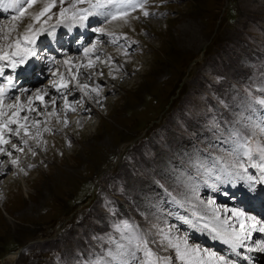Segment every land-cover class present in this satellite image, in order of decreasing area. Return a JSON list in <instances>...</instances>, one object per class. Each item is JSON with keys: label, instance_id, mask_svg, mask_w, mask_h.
<instances>
[{"label": "rangeland", "instance_id": "rangeland-1", "mask_svg": "<svg viewBox=\"0 0 264 264\" xmlns=\"http://www.w3.org/2000/svg\"><path fill=\"white\" fill-rule=\"evenodd\" d=\"M60 1L49 0L48 9ZM137 2L105 25L117 33L92 43V54L63 53L47 81L29 84L20 99L25 110L14 116L3 109L2 264H124L128 245L140 253V264L159 257L185 264L170 244H179L187 258L207 261L211 250L183 235L184 224L166 218L177 211L176 197L199 211L219 203L192 192L190 179L201 169L211 172L220 161L217 174L232 172L237 156H248L247 138L264 148V131L252 126L264 124V104H240L243 98L264 101V0ZM94 5L88 1L81 11L73 0L60 17L44 22L74 18ZM26 18L16 25L20 38ZM42 88L51 91L41 102L35 91ZM202 155L209 164L199 169ZM130 218L141 233L144 228L143 240L125 225Z\"/></svg>", "mask_w": 264, "mask_h": 264}, {"label": "bare ground", "instance_id": "bare-ground-1", "mask_svg": "<svg viewBox=\"0 0 264 264\" xmlns=\"http://www.w3.org/2000/svg\"><path fill=\"white\" fill-rule=\"evenodd\" d=\"M6 3H9V0H0V4H6ZM97 16H99L100 18L102 17V15L101 14H99V15H97ZM65 21L66 20H63V21H61V24H63V25H65V30L67 31V37L68 38H70V36L72 35V32L73 31H75V32H79L78 34L80 35V37H85V36H87L88 34H90V29H87V27H86V23L84 22V20H79V21H76V22H74V23H65ZM72 26H74V28L72 27ZM81 26H85V30H86V33H83L82 31V29H81ZM68 28V29H67ZM57 29V30H56ZM55 31H57V33L55 34ZM59 32H60V29H58V27H55V26H53V28L51 29V31H50V34H49V38L52 40V41H54L55 40V43L57 42V41H59L60 39H59V37H58V34H59ZM39 34V32L38 31H36L31 37H33V36H35V35H38ZM84 46V45H83ZM83 46H81L80 47V49H82V53L85 55V54H88L89 53V51H87L86 52V48H83ZM20 57L21 58H23V59H27V57L28 56H26V55H24V54H22V55H20ZM87 57V56H86ZM87 59H85V61H86ZM27 63H26V65H25V67H24V69H28L29 67H30V63H29V59H27ZM65 62V61H64ZM66 65H67V63H66ZM70 66V63L68 64V66L67 67H69ZM25 84H27L28 85V89H27V92H28V90L30 89V87L31 86H35L36 84H37V82H35L33 85H31V86H29V84H32L31 83V75H28L27 76V80H26V82H25ZM39 84V83H38ZM37 90V89H36ZM26 91V90H25ZM48 91H51V90H49V88H42V91H40V89H38V92H36L35 91V97H37V100H40L41 102L43 101L42 99H43V95L45 96V94H47L48 93ZM66 94V93H65ZM25 95H24V92L22 91V92H18L14 97H12V98H14L13 100L10 98L9 100H7V101H4V102H0V117H1V115H2V113H3V109H9V110H12L13 111V113H14V116H17L18 114V112H19V110H21L23 107V109L25 110L26 108H25V106H23V104L21 103V101H20V99L22 98V97H24ZM68 107V106H67ZM74 117H76V116H74ZM84 119H86V122L88 123L89 121L87 120V117L86 118H84ZM86 134V133H85ZM2 146V145H1ZM1 150V149H0ZM60 151V150H59ZM64 151V150H63ZM1 154V153H0ZM61 155V154H60ZM61 160V159H60ZM4 165V164H3ZM2 166H0V173L2 172ZM210 195H213V196H215V191H213ZM14 198V197H13ZM215 198V197H214ZM216 199V198H215ZM217 200V199H216ZM229 202V200H227V203ZM192 213H195V212H192ZM216 214V213H215ZM221 216H223V215H225L227 218H230V215H229V213H228V211H227V209H225V210H221L220 211V213H219ZM217 215V214H216ZM215 224H216V226H219V227H222V225H221V223L219 222V221H216L215 222ZM193 227H196L195 225H193ZM244 227V226H243ZM184 229H186L185 228V225H184ZM240 229H242V225H241V227H240ZM237 230V231H234V233L235 234H238L241 230ZM188 231V230H187ZM190 232V231H189ZM217 236H219V231L217 230H215V232H214ZM227 249H229V250H234V245H231V246H228L227 247ZM208 264H221V263H217V262H212V261H209V263Z\"/></svg>", "mask_w": 264, "mask_h": 264}, {"label": "snow or ice", "instance_id": "snow-or-ice-1", "mask_svg": "<svg viewBox=\"0 0 264 264\" xmlns=\"http://www.w3.org/2000/svg\"><path fill=\"white\" fill-rule=\"evenodd\" d=\"M131 7H135L136 5H129ZM0 7H3L5 11H7L9 8H18L19 5L18 3H15V2H12V3H6V4H0ZM48 7H51V5L47 6L45 8V11H47ZM94 7H97V8H105L107 7V5L105 4H97V5H94ZM23 13L21 12V15ZM40 15H43V12L40 13ZM145 15H147V13H145ZM38 18V17H37ZM88 50H86L87 52ZM262 104H264V101H261ZM11 123H15V121H11ZM262 131H264V129H262ZM4 143H7V141H3ZM13 147H15V145H13ZM246 147V145H245ZM259 152H260V158L261 160H264V148H260L259 149ZM246 155L249 156V159H251V150H249L248 152L245 153ZM253 167H259L261 168V171L262 173H264V166L262 165H253ZM247 171V170H245ZM249 179H254V177H249ZM258 183H261L262 185H264V174L261 175L260 177V180L258 181ZM211 203V201L209 202ZM233 215L235 216H243V213L242 212H236V211H233ZM225 223H227V221H225ZM242 223V229H241V234H236L235 236V243H242V239H241V235L243 233V222ZM253 228H255V225H253ZM215 231V229H214ZM260 232H264V227H261L259 229ZM227 243H233V240L229 239V240H226ZM170 246H173L175 247L176 249V255H177V258L180 259L181 261H184L185 264H192V261L189 260L187 258V253L186 251H182L179 244H176V245H171ZM254 249L252 248H249V251H253ZM256 251H259V252H264V240H261L259 242H257V245H256V248H255ZM146 255L151 257L153 256L154 254L150 251V250H147L146 249ZM163 261H164V264H171V258H162ZM220 260L223 262V264H230L229 261H226L223 259V257L220 258ZM148 264H157V262L155 260H152V261H149Z\"/></svg>", "mask_w": 264, "mask_h": 264}, {"label": "water", "instance_id": "water-1", "mask_svg": "<svg viewBox=\"0 0 264 264\" xmlns=\"http://www.w3.org/2000/svg\"><path fill=\"white\" fill-rule=\"evenodd\" d=\"M200 59V55L196 58V60ZM2 260V258L0 259V261Z\"/></svg>", "mask_w": 264, "mask_h": 264}, {"label": "trees", "instance_id": "trees-1", "mask_svg": "<svg viewBox=\"0 0 264 264\" xmlns=\"http://www.w3.org/2000/svg\"><path fill=\"white\" fill-rule=\"evenodd\" d=\"M226 18H227V16H226Z\"/></svg>", "mask_w": 264, "mask_h": 264}]
</instances>
